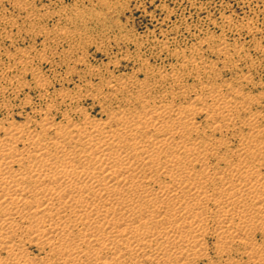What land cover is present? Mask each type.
Wrapping results in <instances>:
<instances>
[{"label": "bare ground", "instance_id": "obj_1", "mask_svg": "<svg viewBox=\"0 0 264 264\" xmlns=\"http://www.w3.org/2000/svg\"><path fill=\"white\" fill-rule=\"evenodd\" d=\"M12 28L5 21L0 37ZM215 50L226 59L227 45ZM15 53L5 71L30 73L44 98L43 73L29 52ZM38 55L49 58L45 47ZM185 59L200 92L174 82L177 69L162 75L164 91L153 77L112 73L107 96L130 94L103 119L64 90L16 121L29 101L16 112L0 92V264H264V85L255 97L243 91L247 77L221 84L215 61ZM3 85L15 98L30 87L0 72Z\"/></svg>", "mask_w": 264, "mask_h": 264}, {"label": "rangeland", "instance_id": "obj_2", "mask_svg": "<svg viewBox=\"0 0 264 264\" xmlns=\"http://www.w3.org/2000/svg\"><path fill=\"white\" fill-rule=\"evenodd\" d=\"M13 3L15 1L0 0V26L8 20L13 27V34L0 37V72L23 79L30 87L16 98L6 85L0 87V92H5L6 104H12L16 112L29 101L24 105V113L15 115L16 121H27V115L53 102L54 91L64 90L74 94L75 104L84 106L90 117L103 119L106 108L124 103L122 96L130 94L122 89L117 96L121 101L107 96L111 87L106 84L113 74L118 79L135 71L138 80L153 77L157 91H164L162 75L177 69L180 76L174 82L189 91L200 92L198 79L184 74L185 54L215 61L221 84L247 77L252 83L244 87L245 93L256 97L263 91L264 0H28L18 5ZM27 12L43 17L47 12V15L31 24L25 20ZM17 27L21 28L19 33H16ZM10 29L7 26V30ZM220 43L229 49L226 55L229 63L225 67L220 62L225 55L215 50ZM137 46L141 49L136 50ZM42 47L48 52V60L39 59ZM16 48L29 52V68L40 70L49 83L44 98H39L30 73H22L19 66L7 71L2 66L18 58ZM247 66L251 67L250 72L244 69ZM100 87L106 89V94L97 91ZM86 89L97 93L95 98H86ZM258 108L264 109V99L259 101ZM63 111L64 105L57 119ZM3 113L4 109H0V114ZM29 251L37 253L33 247Z\"/></svg>", "mask_w": 264, "mask_h": 264}]
</instances>
